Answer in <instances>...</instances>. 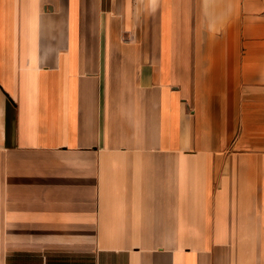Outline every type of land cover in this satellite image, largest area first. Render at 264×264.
I'll list each match as a JSON object with an SVG mask.
<instances>
[{"label":"crops","instance_id":"0c3cea01","mask_svg":"<svg viewBox=\"0 0 264 264\" xmlns=\"http://www.w3.org/2000/svg\"><path fill=\"white\" fill-rule=\"evenodd\" d=\"M0 264H264V0H0Z\"/></svg>","mask_w":264,"mask_h":264}]
</instances>
